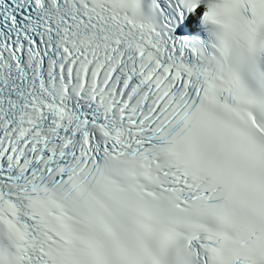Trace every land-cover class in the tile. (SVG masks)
<instances>
[{
    "label": "snow or ice",
    "instance_id": "6c2138e0",
    "mask_svg": "<svg viewBox=\"0 0 264 264\" xmlns=\"http://www.w3.org/2000/svg\"><path fill=\"white\" fill-rule=\"evenodd\" d=\"M0 264H264V0H0Z\"/></svg>",
    "mask_w": 264,
    "mask_h": 264
}]
</instances>
